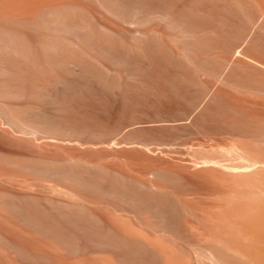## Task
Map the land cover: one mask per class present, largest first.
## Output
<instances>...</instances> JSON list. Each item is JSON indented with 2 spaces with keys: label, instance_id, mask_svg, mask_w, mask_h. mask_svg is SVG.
Returning <instances> with one entry per match:
<instances>
[{
  "label": "bare ground",
  "instance_id": "bare-ground-1",
  "mask_svg": "<svg viewBox=\"0 0 264 264\" xmlns=\"http://www.w3.org/2000/svg\"><path fill=\"white\" fill-rule=\"evenodd\" d=\"M0 264H264V0H0Z\"/></svg>",
  "mask_w": 264,
  "mask_h": 264
}]
</instances>
